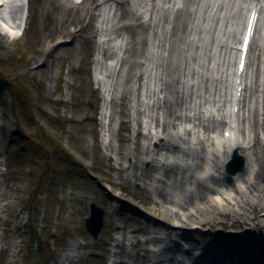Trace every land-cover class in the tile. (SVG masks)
Segmentation results:
<instances>
[{"label": "rangeland", "instance_id": "rangeland-1", "mask_svg": "<svg viewBox=\"0 0 264 264\" xmlns=\"http://www.w3.org/2000/svg\"><path fill=\"white\" fill-rule=\"evenodd\" d=\"M41 1L31 0L30 16L16 38L0 29V264H61L70 244L77 245L75 255L63 264H108L109 260V264H124L126 249L132 250L136 264H147L146 233L165 244L184 238L181 244L188 258L193 253L189 249L208 245L214 250L208 258L214 260L212 264H258L252 252L264 260V208L257 206L254 214L247 206V200L259 202L253 190L220 181L213 174L217 163L206 155V144L198 150L184 147L177 155L183 162L170 161L163 181L151 186L157 170L150 157L160 146L154 141L158 147L152 145V136L146 137V125L164 110L166 83L181 91L170 106L181 108L183 101L181 110L186 114L194 103L200 107L205 134L219 125L215 114L206 112L229 79L225 66L232 55L227 44L234 33L237 0H184L185 10L175 13L174 31L168 11L177 0H118L120 11H133L126 17L136 27L137 42L152 48L154 72L143 76L141 84L150 88L154 112L149 121L140 123L121 100L112 107L108 121L102 117L106 94L95 88L93 78L97 20L86 16L94 0L73 6L80 10L79 20L72 17L56 24L48 14L46 21L52 26L48 23L43 31ZM104 22L108 25V20ZM260 37L252 44L246 79L263 91L264 98L256 67L262 53ZM108 67L112 75L115 67ZM228 85L232 89V79ZM262 114L263 110L254 111L251 121L257 118L261 125ZM224 129L218 130L220 138ZM261 138L260 130L256 134L260 145L252 149L259 155ZM127 146L136 153L130 164L123 157ZM207 158L212 171L195 184L196 191L184 192V185L204 168ZM256 168L264 171L261 164ZM220 189L228 195L221 204ZM174 194L178 195L175 206L186 213L181 217L175 209L172 218L180 219L178 225L149 214L155 203L175 201V196L170 198ZM91 203L103 211V228L95 240L85 228ZM155 248L166 259V252Z\"/></svg>", "mask_w": 264, "mask_h": 264}, {"label": "bare ground", "instance_id": "bare-ground-1", "mask_svg": "<svg viewBox=\"0 0 264 264\" xmlns=\"http://www.w3.org/2000/svg\"><path fill=\"white\" fill-rule=\"evenodd\" d=\"M21 4L22 0H0V14L7 15L11 7H19ZM28 5L29 8H31V0H29ZM76 8L78 7L63 6V4H61L59 0H42L41 5L39 7L41 30H45L48 23L49 25H51L50 22L46 21V16L48 14H51V20L53 21V23L56 24L63 22L64 19L70 20L72 17H78L77 19L79 20L78 15L80 13V10ZM53 9L58 10V14H56V12L52 13ZM119 11L120 9H116L113 12L108 11V14L112 15L109 29H107V25L106 30H104L102 27L99 29L97 25L95 26L96 33L99 34V43L97 46V60L95 62V74L96 78L100 82H103V89H105L106 94V100L102 106V117L106 119L110 116V114L112 113V107H114V105L117 103L119 99L118 97L120 96V100L122 101V103L127 104V110L130 111L135 117L136 121L140 123L141 119L148 120L149 118H151L149 115H152V112H154V107H151L149 103L151 96V93H149L150 88L141 84L143 76H145L148 72H154V67L151 66L152 63L150 60V56H152V48H149L147 46H141L146 44H141L137 42L138 33L136 32V27L135 25L130 24V22H127L128 18L126 17L133 16V11L126 10L124 8H121V11ZM86 16L88 17L87 13ZM21 21V18H19L18 20L13 19L10 21L9 19L4 20L3 18H0V25L8 31V35L10 36V38L14 39L22 30ZM175 29L176 28H174L173 31ZM49 32H51V29L49 30ZM173 34L177 35L175 32ZM108 36H110L109 40H107ZM261 36L262 38H260L259 40L262 43V53L260 54V56L257 57L256 62L259 63L256 65V67L259 70L262 86L264 87V71L261 70V65L262 67H264V31L262 32ZM112 38H114V40ZM174 41V44H176L177 40ZM110 42H112L111 44H114L115 46H110ZM228 46L230 45L228 44ZM231 49L232 48H230V51ZM100 59L105 61V63L101 66L99 65ZM113 65H115V68L112 75H110V72L108 73V66L112 67ZM183 66L184 61L181 63L182 68ZM242 84L245 87V97L242 101H236V103L240 107V110L237 115H235L234 112L230 109V94L225 86L223 94L219 95V99L215 102V105L211 107L209 106V108H211V111L206 112V114L213 112L217 118H220L224 113H227L231 117L235 118V122L237 123L238 128L236 131H232V137L230 139L224 140L220 139V136L218 135V130L220 129V126L224 127L225 125L223 123L219 124L218 126H212L211 132H209V134H205V132L202 130L200 119L202 118L203 113L197 104H193V114H186L185 112H183V110H181L184 105L183 101H181L180 103L181 108L178 107V105H176V107H172L173 104L170 106L172 98L175 99L176 95H180L181 91L178 90V87L176 88L175 86H173L172 83H166L165 91L167 96L165 101L163 102L164 110H159L157 114L161 115V117L155 118V120H152L151 122L148 120L149 124H147L149 125V129L152 132H155V134L150 140H155L156 142H158V146H160L157 151L154 150L155 155H152V157H150L152 158L151 162L153 161L155 163V168L157 170L156 177L152 179L151 186H153L155 183L163 181L162 177L166 176V172L163 173V171L164 169L169 168L170 161H174L176 163L183 162V158L178 157L177 155H181L183 153L182 149L184 147L188 148L187 143H184L185 137H187L189 139V144L195 146L194 150H198L199 147L203 148L206 144V155H212L213 157L215 155H218V158L215 157L218 166L216 170L212 171L211 169H209V166L206 162L207 160L209 161V158L203 160L202 164L204 165V168L200 170L198 168L199 171H197L195 175L190 178V182L184 185V192L195 190V182L202 181V178H204L206 174L212 171L215 176H219L218 178H220V181L236 182L239 188L243 186L245 187L246 191H248L249 189L253 190L255 198L258 199L259 202L256 204L253 201L251 202L250 200H247V206L251 207V210L254 214L257 212V206H259L261 209L264 208V171L256 168L259 167L260 164L264 168V118L261 125L260 122L256 120L257 118L254 119L253 117V121H251L250 119V116L252 112L254 113L253 110L255 108L258 107V109L264 111V98L258 96L260 95V92L263 91L258 90V86H253L251 83L249 91H246V85H248V82H246L245 79H243ZM141 94H143L144 98V101L142 103L139 99ZM226 98L229 99V101H226ZM143 108L145 109L143 110ZM162 111L165 115H163ZM188 115H191L193 117L190 118ZM262 116L264 117V114H262ZM189 119L192 120V123H189ZM190 127L191 129L187 130ZM260 130L262 132L263 140L261 142L260 149V151L262 152H260L259 155L258 152H252V149L254 146L260 145L256 139V134ZM225 131L226 130H223L222 134ZM252 132L255 135L254 140L250 139V135ZM152 134L153 133H150L148 134V136H151ZM205 135L206 138H204ZM106 137L108 138V135H106ZM159 150L161 151L160 154ZM233 150H237L238 153L243 157L245 166L243 171L240 172V174H238L236 177H228L224 175L223 167L224 164L228 161L229 156ZM162 153L167 156H164ZM143 155L146 154L143 152ZM135 156L136 153H133V149L131 147H125L123 157L126 162H128L129 164L131 162L133 163L135 160ZM193 170L194 169L191 168L189 169V171ZM244 176L245 178L242 180ZM237 180L240 181V184ZM165 186L168 187L169 185ZM214 191L215 190H213V192ZM236 193L239 195L238 191ZM214 194V196L217 197L219 193L218 191H216V193ZM173 196L176 197L175 201L170 200L171 203H162L163 206H161L160 203H155V208L149 214L153 215L155 218H160L161 220L172 225H178L180 219L178 220L176 217L172 218L173 212H175L176 209V215H181V217H185L186 213L181 212V210L178 209L181 208V206H175L176 202H178V195H170V198H174ZM224 196L228 195L225 192H222L220 189V204L224 200ZM192 198L193 197H190V199ZM211 201L215 202L214 200H212V198ZM242 203L246 204L243 201ZM128 206V204H123L124 209H128ZM111 219L114 222L117 220L114 212L111 214ZM181 226L184 227L185 225ZM148 236L151 237L148 238ZM146 237L147 240H150L151 247H157L159 248V250L166 252L165 258L172 259L169 263H192L191 257L188 258L189 256H184L187 255L186 250L181 244V242L185 241L183 240L184 238H181L179 242H174V244L167 243L168 245L165 246L162 242H160L159 237H153L149 233H146ZM130 247L132 248L133 245H130ZM76 248L77 245L75 244H70L67 246L66 250L64 251L61 264L68 262L69 257H73L75 255ZM189 250L200 256L199 252L202 250V248L199 245H196V247ZM144 253L149 255V257H146L148 258V264H163L166 260L162 258V255H157L152 251H148L147 249L144 250ZM253 256H255L254 261H263V257H259V255L256 256L252 252L251 257ZM123 257L127 261L124 264H136L134 256L131 252L124 251ZM109 262H111V260H109ZM113 264H115V262Z\"/></svg>", "mask_w": 264, "mask_h": 264}, {"label": "water", "instance_id": "water-1", "mask_svg": "<svg viewBox=\"0 0 264 264\" xmlns=\"http://www.w3.org/2000/svg\"><path fill=\"white\" fill-rule=\"evenodd\" d=\"M243 157L234 150L231 153V159L224 166L225 175L236 177L244 169ZM85 228L92 239H97L103 228V211L94 203L89 205V217L85 221Z\"/></svg>", "mask_w": 264, "mask_h": 264}]
</instances>
